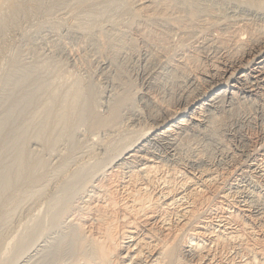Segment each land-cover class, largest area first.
<instances>
[{"label": "bare ground", "instance_id": "6f19581e", "mask_svg": "<svg viewBox=\"0 0 264 264\" xmlns=\"http://www.w3.org/2000/svg\"><path fill=\"white\" fill-rule=\"evenodd\" d=\"M134 10L129 40L106 31L96 41L113 58L127 47L126 64L143 53L146 121L87 180L70 264H264V0H138ZM125 66L118 79L130 89L108 115L91 90V130L136 104Z\"/></svg>", "mask_w": 264, "mask_h": 264}, {"label": "rangeland", "instance_id": "374dc122", "mask_svg": "<svg viewBox=\"0 0 264 264\" xmlns=\"http://www.w3.org/2000/svg\"><path fill=\"white\" fill-rule=\"evenodd\" d=\"M137 2L0 0V264H70L78 236L71 217L77 203L95 188L86 182L105 175L123 144L136 139L140 131L135 134L133 129L145 124L139 99L146 83L143 53L126 64L131 55L127 47L116 59L99 50L96 41L102 32L129 40L133 32L128 24ZM124 65L130 80L125 79L137 98L128 108L139 111L142 125L129 109L122 122L91 130V90L97 92V111L108 115L116 99L130 89L118 79ZM35 174L40 182H30ZM64 205L70 206L66 212Z\"/></svg>", "mask_w": 264, "mask_h": 264}]
</instances>
